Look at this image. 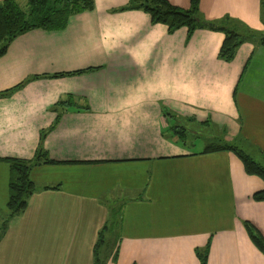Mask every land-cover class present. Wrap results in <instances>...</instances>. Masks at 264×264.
<instances>
[{"label": "crops", "instance_id": "crops-1", "mask_svg": "<svg viewBox=\"0 0 264 264\" xmlns=\"http://www.w3.org/2000/svg\"><path fill=\"white\" fill-rule=\"evenodd\" d=\"M129 2L94 0L65 28L28 30L0 56V92L25 83L0 97V223L10 179L1 159H32L55 106L74 102L43 141L55 163L32 169L38 189L0 235V264H95L113 204L121 223L103 264H200L201 255L206 264H264L248 228L264 237V201L253 198L264 180L234 151L204 152L230 143L264 165V46L246 41L226 62L223 32L170 33L141 9L117 11ZM263 7L199 5L206 21L257 36Z\"/></svg>", "mask_w": 264, "mask_h": 264}, {"label": "trees", "instance_id": "trees-1", "mask_svg": "<svg viewBox=\"0 0 264 264\" xmlns=\"http://www.w3.org/2000/svg\"><path fill=\"white\" fill-rule=\"evenodd\" d=\"M29 10H24L16 0H4L0 3V56L3 55L10 43L19 35L34 28H44L47 30H60L67 26L70 17L86 9L93 8L94 0H28ZM190 8L184 9L173 5L169 0H130L127 6L117 11L129 9H141L151 15L153 23H162L168 27L170 33L186 27L189 35L199 28H208L218 30L224 33L225 39L219 52V58L226 62H231L236 56L239 47L246 41H255L264 46V35L243 33L228 24L212 23L206 21L199 9L200 0H190ZM250 33V32H249ZM91 70H80L71 73L54 74L51 77H62L77 73H83ZM40 76H36L39 78ZM25 83L18 84L12 89L0 92V97H8L16 90L20 89ZM74 104L73 98L68 96L66 100H61L55 110L57 119L55 124L48 130L41 132V139L35 156L32 159L5 158L1 159L9 164V200L7 211L3 214L0 223V235L7 229L11 219L22 214L28 205V200L37 191V185L31 178V171L35 166L41 164H51L47 152L43 148V141L48 132L51 131L59 122L61 116L68 111L69 107ZM88 109V108H86ZM171 112H167L168 115ZM220 150H230L237 153L243 160L245 170L252 175H258L264 180V165L255 161L251 156L240 150L237 146L224 143L212 144L206 147L204 152H213ZM58 186H46L45 189H58ZM253 198L256 201H264V188L255 192ZM111 220V218H110ZM109 220V221H110ZM112 225L119 226L121 221L117 214L112 217ZM106 223L99 234L96 244L95 264H103L100 259V247L105 240L103 232L107 228ZM249 233L253 243L264 252V237L261 232L250 222L248 224ZM206 264V256L201 255V263Z\"/></svg>", "mask_w": 264, "mask_h": 264}, {"label": "rangeland", "instance_id": "rangeland-1", "mask_svg": "<svg viewBox=\"0 0 264 264\" xmlns=\"http://www.w3.org/2000/svg\"><path fill=\"white\" fill-rule=\"evenodd\" d=\"M16 1L19 3V5L24 10H27V11L29 10V7L30 6H28V2H29L28 0H16ZM263 6H264V0H263ZM263 15H264V7H263ZM263 20H264V18H263ZM1 47H2V45L0 43V48ZM199 129H201V128H199ZM200 131H203L204 133H206V130L205 129H201ZM203 137H204V140L205 141L204 140H201L202 138H200L198 141L195 140L196 143H195V146H193V147L196 150L201 149L202 147H204L206 145V143H208V142H206V140H207L205 138L206 136L203 135ZM191 139H192V137L188 136L186 140H188V142H190V141H192ZM113 205H115V207H114V209L110 210V213L111 214H110V217H109V218H111V220L110 219H109L110 221L108 220V222H109V224H108L109 228H107L103 232V239L105 240V242L100 247V259L102 260L103 263H107V262H105L106 259H107V256H105V255L108 252H110L112 250V248L115 246V244H116V237H117V234H118V230H117L116 226H114V225L111 224L112 221H114V220H112V217H114V215H116V211L118 213V210L116 209L117 208L116 204H113Z\"/></svg>", "mask_w": 264, "mask_h": 264}]
</instances>
